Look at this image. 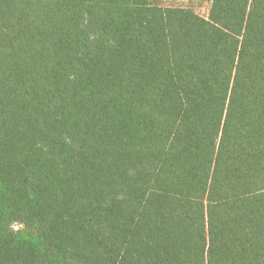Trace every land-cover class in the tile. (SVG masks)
I'll use <instances>...</instances> for the list:
<instances>
[{
    "label": "trees",
    "instance_id": "16d2710c",
    "mask_svg": "<svg viewBox=\"0 0 264 264\" xmlns=\"http://www.w3.org/2000/svg\"><path fill=\"white\" fill-rule=\"evenodd\" d=\"M0 264H264V0H0Z\"/></svg>",
    "mask_w": 264,
    "mask_h": 264
},
{
    "label": "rangeland",
    "instance_id": "374dc122",
    "mask_svg": "<svg viewBox=\"0 0 264 264\" xmlns=\"http://www.w3.org/2000/svg\"><path fill=\"white\" fill-rule=\"evenodd\" d=\"M153 4L161 6L189 7L201 16L206 17L211 0H152Z\"/></svg>",
    "mask_w": 264,
    "mask_h": 264
}]
</instances>
